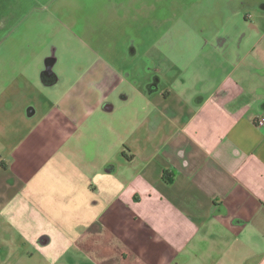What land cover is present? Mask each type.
Instances as JSON below:
<instances>
[{
  "label": "crops",
  "instance_id": "obj_1",
  "mask_svg": "<svg viewBox=\"0 0 264 264\" xmlns=\"http://www.w3.org/2000/svg\"><path fill=\"white\" fill-rule=\"evenodd\" d=\"M223 2L177 75L149 46L0 137V264H264V0Z\"/></svg>",
  "mask_w": 264,
  "mask_h": 264
},
{
  "label": "rangeland",
  "instance_id": "obj_2",
  "mask_svg": "<svg viewBox=\"0 0 264 264\" xmlns=\"http://www.w3.org/2000/svg\"><path fill=\"white\" fill-rule=\"evenodd\" d=\"M223 1L0 0V137L15 143L19 128H36L40 113L89 70L101 75L121 61L140 68L149 46L157 49L156 73L166 54L175 66L168 76L177 75L198 54V6ZM195 59L187 71L195 72ZM31 109L35 116L24 120Z\"/></svg>",
  "mask_w": 264,
  "mask_h": 264
},
{
  "label": "built area",
  "instance_id": "obj_3",
  "mask_svg": "<svg viewBox=\"0 0 264 264\" xmlns=\"http://www.w3.org/2000/svg\"><path fill=\"white\" fill-rule=\"evenodd\" d=\"M263 121H264V118H263V117H260V118L258 119L257 123H258V124H262Z\"/></svg>",
  "mask_w": 264,
  "mask_h": 264
}]
</instances>
